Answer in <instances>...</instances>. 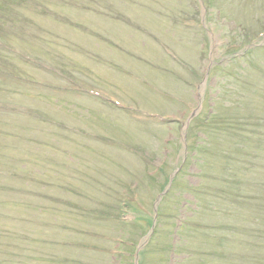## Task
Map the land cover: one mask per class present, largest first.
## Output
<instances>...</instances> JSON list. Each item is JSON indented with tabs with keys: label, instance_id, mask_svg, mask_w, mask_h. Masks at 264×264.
Masks as SVG:
<instances>
[{
	"label": "rangeland",
	"instance_id": "obj_1",
	"mask_svg": "<svg viewBox=\"0 0 264 264\" xmlns=\"http://www.w3.org/2000/svg\"><path fill=\"white\" fill-rule=\"evenodd\" d=\"M35 1L0 10V264H264V0Z\"/></svg>",
	"mask_w": 264,
	"mask_h": 264
},
{
	"label": "trees",
	"instance_id": "obj_2",
	"mask_svg": "<svg viewBox=\"0 0 264 264\" xmlns=\"http://www.w3.org/2000/svg\"><path fill=\"white\" fill-rule=\"evenodd\" d=\"M25 0H0V10L2 12V15L3 16H8L10 18H13V16L15 15V12L17 11V8L18 7H21L22 4H25L24 2ZM32 1V3H36L35 0H30ZM33 3V4H34ZM255 52H256V49H253V50H250L249 52H247L241 59H244V58H249V59H253L254 55H255ZM258 58L257 59H261L260 56H257ZM257 114L258 112H256L255 115H253L252 117H246L242 120L241 124H238L237 121H233L229 124H227V126L232 129L233 131H237L238 130V127L242 130H244V128L246 126H249V128H251V126L255 123V119H257ZM263 121V119L259 120V122ZM249 128H248V132H249ZM243 133V131H242ZM249 142V141H248ZM248 144V143H247ZM246 148H247V145H246ZM245 148V150H246ZM243 152L242 155H234V158H233V163L235 165V169H231L232 172H233V175H228L226 174V178H223L224 180H226L224 182V185L227 189L229 190H233L234 192H236L237 188L240 187V185H244L242 184L241 182V178L242 176L245 174L243 171L244 168H245V163L247 162V160L249 159L250 157V154H247V152ZM227 159V158H226ZM214 163L217 162V163H220L218 160L217 161H214V159H211ZM228 171V170H227ZM226 171V172H227ZM229 181H232L233 183L229 182ZM165 185H161V189H163ZM234 195L235 194H232V202H233V198H234ZM167 198H163L162 201H161V204L160 206H157L158 207V216L157 217H163L164 216V212L162 211V202L165 201ZM228 199V195H226V198L225 200ZM238 206L240 205H244L243 203H237ZM237 205H233L234 207H237ZM115 210V209H114ZM147 216V215H146ZM116 217H114L115 219ZM164 218V217H163ZM116 220V219H115ZM183 225L184 223H182L181 225H179V228H178V231L177 233L179 234L182 230H183ZM196 230H200V231H203L202 228H198V226L194 227ZM264 235V233H262ZM261 234V235H262ZM259 239V238H257ZM259 240H264V237H261ZM256 241V240H254ZM256 245L253 247L254 249V252H260V256H259V262H264V242H257L256 241ZM249 260V259H248ZM252 259H250L251 261Z\"/></svg>",
	"mask_w": 264,
	"mask_h": 264
},
{
	"label": "water",
	"instance_id": "obj_3",
	"mask_svg": "<svg viewBox=\"0 0 264 264\" xmlns=\"http://www.w3.org/2000/svg\"><path fill=\"white\" fill-rule=\"evenodd\" d=\"M135 264H136V262H135Z\"/></svg>",
	"mask_w": 264,
	"mask_h": 264
}]
</instances>
